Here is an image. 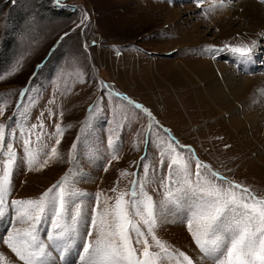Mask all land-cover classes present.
<instances>
[{"label":"rangeland","instance_id":"obj_1","mask_svg":"<svg viewBox=\"0 0 264 264\" xmlns=\"http://www.w3.org/2000/svg\"><path fill=\"white\" fill-rule=\"evenodd\" d=\"M259 2L60 0L57 6L54 0H0V109L4 110L0 124L7 126L15 112L11 123L18 129L12 143L19 167L14 170L9 204L37 198L67 175L76 193L73 201L90 212L97 193H102V208L105 197L114 204L138 181L137 190L143 185L160 204L156 229L160 240L196 264H211L201 259L180 213L163 203L160 178L167 175V168L160 161L162 153L170 159L168 144L175 140L191 146L195 156L210 166L203 170L208 179L223 183L212 177L216 172L264 197V35L258 36L264 26L252 24L253 15L245 16L249 3L264 21V2ZM253 41L252 63L258 68H238L235 60L240 55L230 48L252 47ZM238 63L245 66L248 61ZM220 71V78L236 87L245 80L242 93L225 96L229 106H222L208 86L211 77L219 85ZM21 92H26L24 98ZM32 125L37 127L29 133ZM20 128L29 136V149L36 157L32 170L20 162L25 155ZM190 156L183 152V159ZM4 159L0 153V161ZM45 159L49 163L42 166ZM190 163L194 172L195 160ZM142 165L148 166L147 174ZM0 224L5 227L0 230V254L5 257L0 264H23L3 241L13 228L27 225L10 223L8 216ZM46 228H41L42 234ZM78 250L77 243L69 257L77 264ZM52 258L58 259L56 251Z\"/></svg>","mask_w":264,"mask_h":264},{"label":"snow or ice","instance_id":"obj_2","mask_svg":"<svg viewBox=\"0 0 264 264\" xmlns=\"http://www.w3.org/2000/svg\"><path fill=\"white\" fill-rule=\"evenodd\" d=\"M169 2L174 3V0ZM195 2L199 4L201 0ZM54 3L59 6L60 0H54ZM255 46L253 41L252 47H231L230 51L238 53L241 62H244L250 59ZM106 89L105 85L101 90L104 92ZM25 96L26 92L20 93L21 98ZM124 99L136 109H142L147 116H152L139 103L127 97ZM3 113L4 110L0 109V115ZM16 115L14 112L13 117ZM13 117H8L7 126L0 124V153L6 157L0 161L3 165L0 170V221L8 216L10 223L27 225L13 228L8 232L7 240L3 241L19 261L23 264H77L69 257L73 245L78 243V264H196L183 251H171L156 235L160 204L143 190V185L137 190L138 181L132 182L130 192H121L114 204H109L110 198L105 197L102 208V193H97L96 207L90 212L85 211L81 203L73 201L76 193L71 189L67 175L37 198L15 199L9 204L7 198L12 192L14 170L19 167L12 143L17 139L18 131L11 123ZM36 127L32 125L29 133L34 132ZM40 127L43 128L42 123ZM56 130L61 133L59 125ZM19 132L25 153L20 162L32 170L36 157L29 149L31 140L23 128ZM80 139L77 137V140ZM55 143L59 145L60 139L57 138ZM146 143H151L150 138H146ZM108 144L113 147L111 137ZM76 147L74 143L72 148ZM185 150L191 153L188 159H183ZM56 154L57 149L53 147L51 155ZM167 154L170 159H165L162 153L160 161V166L167 168V175L160 178L161 188L164 189L163 203L172 205L180 213L181 222L186 224L201 259L211 261V264H264V197H257L248 188L229 182L227 177L216 172L211 173L212 177L223 183L217 184L208 179L203 170L210 166L195 156L191 146L179 145L172 140ZM71 155L69 153L70 159ZM182 160L181 171L174 174V169L181 165ZM191 160H195L194 172ZM48 163L49 159H45L42 166ZM142 167L147 174L148 166ZM126 196L129 199L126 200ZM6 209L9 211L6 212ZM135 217H140V220ZM45 225L47 228L42 234L41 228ZM53 251L58 254L57 260L52 258ZM3 259L5 257L0 254V260Z\"/></svg>","mask_w":264,"mask_h":264},{"label":"bare ground","instance_id":"obj_3","mask_svg":"<svg viewBox=\"0 0 264 264\" xmlns=\"http://www.w3.org/2000/svg\"><path fill=\"white\" fill-rule=\"evenodd\" d=\"M256 1V0H255ZM259 4H262L261 2H259ZM251 4H247V6H246V8H245V12H246V14H245V16L246 17H249V15H253V16H250L249 18H251L252 19V24H258V27H259V25H263L264 26V21H262V19H259V10H257V8H255L254 7V5H253V7L252 6H250ZM245 6H243V8H244ZM259 9V8H258ZM244 12V13H245ZM243 14V13H242ZM244 15V14H243ZM253 17V18H252ZM256 22V23H255ZM262 28V27H261ZM263 29V28H262ZM224 32H226V31H224ZM257 35V34H256ZM263 35H264V33H260L258 36H260V37H263ZM258 40V39H257ZM228 51V50H227ZM252 54H254V50L252 51ZM240 59H241V57H240ZM240 59H238V60H235V65H237V67L238 68H245L246 70H253V68L254 69H256V67L258 66V65H256L255 63H252V62H254L253 61V59H252V56L250 57V59H248L247 61H248V64L246 63L245 64V66H243L244 64L243 63H238L239 62V60ZM251 60V61H250ZM249 62H250V64H249ZM206 64V63H205ZM206 68V67H205ZM258 68V67H257ZM208 70V69H207ZM220 70V69H219ZM246 72V71H245ZM202 73V72H201ZM201 75V74H200ZM222 75V72L220 71V72H218V76H219V78H220V76ZM229 75H232V74H229ZM233 76V75H232ZM221 77H223V76H221ZM212 78V80L213 81H210V83H209V85L208 86H210L211 87V89H212V92H213V94L215 95V97H216V99H220V101H221V105L222 106H229L228 104H227V102H226V100L227 99H225V96H227V95H229V94H232V91H234V96H235V94H239V93H242L241 92V90L243 89V87H244V84H245V80H244V82H242L241 83V85H240V88L239 87H236L232 82L231 83H229V80L227 79V78H220L221 80H219V85H217V83L215 82V78H213V77H211ZM229 78V77H228ZM203 79V78H202ZM247 80H249V79H247ZM232 81V80H231ZM249 87V86H248ZM208 89H209V87H208ZM211 91V90H210ZM208 93V92H207ZM209 94H210V92H209ZM211 95V94H210ZM212 96V95H211ZM230 96V95H229ZM214 98V97H213ZM212 100V99H211ZM213 101V100H212ZM214 101H215V99H214ZM219 101V102H220ZM217 102V101H216ZM218 102V103H219ZM215 104V103H214ZM219 104V105H220ZM220 105V106H221ZM218 106V105H217ZM218 108H219V106H218ZM217 109V108H216ZM220 110V109H219ZM221 111V110H220ZM237 123H238V121H237ZM238 124H240V123H238ZM3 223V222H2ZM3 224H0V230H2V229H4L5 227L4 226H2ZM72 252V251H71Z\"/></svg>","mask_w":264,"mask_h":264}]
</instances>
